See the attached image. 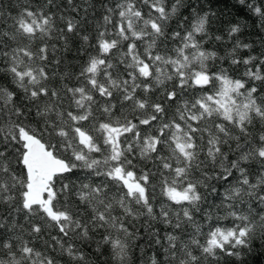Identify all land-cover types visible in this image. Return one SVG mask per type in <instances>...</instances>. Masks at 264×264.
I'll return each instance as SVG.
<instances>
[{
	"label": "snow or ice",
	"instance_id": "obj_1",
	"mask_svg": "<svg viewBox=\"0 0 264 264\" xmlns=\"http://www.w3.org/2000/svg\"><path fill=\"white\" fill-rule=\"evenodd\" d=\"M238 3L264 30V0ZM100 9L0 4V264H257L264 51L238 56L252 49L238 38L225 57L206 48L223 37L211 35L216 13L201 0ZM181 10L189 15L177 19ZM240 32L233 24L228 36ZM73 37L82 63L65 56ZM225 59L245 66L241 78L213 70ZM205 193L218 203L203 207Z\"/></svg>",
	"mask_w": 264,
	"mask_h": 264
},
{
	"label": "trees",
	"instance_id": "obj_2",
	"mask_svg": "<svg viewBox=\"0 0 264 264\" xmlns=\"http://www.w3.org/2000/svg\"><path fill=\"white\" fill-rule=\"evenodd\" d=\"M10 2H14V0H0V4L7 7ZM42 2V0H40ZM62 0H57V3H61ZM82 0H77V3H81ZM94 4H96V17H99L101 14L102 9H100V3L102 0H92ZM171 2V0H169ZM192 0H185V3H190ZM201 2L204 4L205 9L211 8L212 11L216 13V16L213 17L212 22V36H222L223 39L220 41H216L215 39H211L207 41L205 44V47L210 50H215L218 52V54L221 57L228 56L230 49L235 44L236 39L238 38L241 42H247L252 44L251 50H245L241 49L238 50V56L246 57L248 55H259L261 51H264V30H262L259 26V22L256 19L255 16H253L245 6H242L238 3V0H201ZM36 4V0H34V6ZM199 7V5H198ZM189 15V13L185 10H181L180 15L177 17V19H182L183 16ZM89 19L90 21H93V17L91 15V9L89 10ZM94 22V21H93ZM239 23L241 25V32L236 34V37L230 38L228 36V30L230 26L233 24ZM172 26H176V20L174 19L172 21ZM89 32V34H94V30L92 27V24L85 26ZM80 40L78 37H73L71 40V46L73 48V51L71 53H66L65 56L67 60L71 62V64H77L82 63L85 57H79L77 60L75 49L80 45ZM225 67L229 69V75L233 76L234 78H241L243 76L245 66L243 64L241 65H230L229 60L225 59L222 62H219L213 70L215 71L218 67ZM72 71H78V68H72ZM74 83V81H73ZM139 92V90H138ZM141 95H144L143 93H139ZM150 98L152 100H158L162 99V96H160L158 93H152L149 94ZM155 124L156 122H153V127L148 128L146 126H140L142 132L147 131H154L155 130ZM130 135V134H129ZM152 167V165H149ZM86 173L81 171L79 172V176L81 180H84L86 177ZM91 179L95 182H99V179L96 177H91ZM154 184H158V178L153 179ZM203 192L204 190L201 189ZM207 203L203 205V207H208L209 205L213 204V202L218 203L217 197L215 194H207ZM163 199V197H160L159 195V188L156 189V199L155 203L158 205L159 202ZM71 203L73 207V211L77 210V201L75 196L71 198ZM197 220H200V215L197 214L196 216ZM222 224L228 225V221L222 220ZM159 227V226H158ZM52 235H55L56 232L53 230L51 232ZM45 239H49V237H45ZM99 239V235L94 237V240L92 242V246L94 248L95 246V240ZM43 244V241L40 242ZM68 243H77L79 245L78 239L75 238H69ZM87 252V249H85ZM259 251V249H257ZM137 255H140L139 252H137ZM136 264H142V262L137 261ZM257 264H264V258H261L259 261H257Z\"/></svg>",
	"mask_w": 264,
	"mask_h": 264
}]
</instances>
